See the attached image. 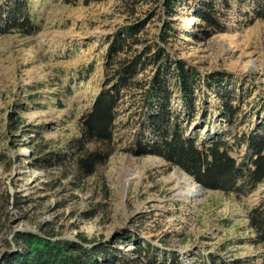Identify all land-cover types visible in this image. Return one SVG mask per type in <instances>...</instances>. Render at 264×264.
Returning <instances> with one entry per match:
<instances>
[{
  "label": "rangeland",
  "instance_id": "1",
  "mask_svg": "<svg viewBox=\"0 0 264 264\" xmlns=\"http://www.w3.org/2000/svg\"><path fill=\"white\" fill-rule=\"evenodd\" d=\"M164 1L31 0L36 31L0 36V252L15 247L17 231L51 230L54 238L75 239L84 233L103 241L128 233L178 251L186 264H199L209 253L228 260L264 255V248L252 242L248 217L264 197V183L239 194L205 189L194 202H183L169 180L179 167L159 156L124 151L128 135L100 170L102 175L76 182L68 176V164L36 167L41 151L65 150L78 135V120L103 83L111 34L153 12L145 38L153 40L170 20L173 30L162 45L200 75L198 110L188 134L197 131L204 140L208 132L226 128L218 108L217 91L223 86L239 97V117L245 121L239 130L264 124V20L249 24L246 13L251 14L253 0H231L226 31L208 39L195 15L198 0H175V13L169 17ZM184 18L188 22L182 24ZM212 73H226L225 85L208 87L204 79ZM173 106L183 113L178 90ZM243 151L236 149L233 155ZM150 158L156 164L143 169ZM123 241L115 245L137 256L134 241Z\"/></svg>",
  "mask_w": 264,
  "mask_h": 264
},
{
  "label": "trees",
  "instance_id": "2",
  "mask_svg": "<svg viewBox=\"0 0 264 264\" xmlns=\"http://www.w3.org/2000/svg\"><path fill=\"white\" fill-rule=\"evenodd\" d=\"M89 1L104 0L85 3ZM30 2L0 0V36L36 31ZM174 2L162 3L167 17L175 13ZM252 3L251 14L246 13L249 24L255 19L264 20V0ZM194 9L203 38L226 31L231 0H198ZM154 14L128 21L111 34L103 59V83L91 107L78 120V135L68 141L65 150L41 151L43 155L37 158L36 167L68 164L71 166L68 176L76 182L95 173L102 175L100 170L128 135L124 151L139 157L159 156L169 165L180 167L204 189L237 194L255 190L264 183V124L253 130H239L245 122L239 117L240 107L236 103L239 97L223 86L217 94L226 128L208 132L204 140L197 131L188 134L190 121L198 110L196 88L200 75L183 60L173 59L162 45L168 43L173 30L170 20L164 21V27L153 40L145 38ZM226 76L212 73L204 80L208 87L225 85ZM177 90L183 113L173 106ZM124 128L127 130L122 133ZM241 148L243 155L236 158L233 152ZM248 217L255 234L253 244L264 248V197ZM127 234L117 235L114 241H103L79 233L75 241L54 238L57 234L51 230L42 235L17 231L15 247L0 252V264H186L178 251L166 250L146 239L138 241ZM127 239L134 241L137 256L115 245ZM199 264H264V255L228 260L209 253L202 256Z\"/></svg>",
  "mask_w": 264,
  "mask_h": 264
},
{
  "label": "bare ground",
  "instance_id": "3",
  "mask_svg": "<svg viewBox=\"0 0 264 264\" xmlns=\"http://www.w3.org/2000/svg\"><path fill=\"white\" fill-rule=\"evenodd\" d=\"M186 21L187 20L185 19L181 23L184 24L186 23ZM228 39L230 38L227 36H223V40L228 41ZM153 164H156V161L154 158H150L149 160H146L144 162L143 169L147 168L148 166H152ZM138 172H139L138 174L141 175V172L140 171ZM169 180L173 183V186L175 188V197L183 202H188V203L194 202L203 193L202 188L195 181L189 178L183 171H180L178 168L174 170V172L169 177Z\"/></svg>",
  "mask_w": 264,
  "mask_h": 264
},
{
  "label": "water",
  "instance_id": "4",
  "mask_svg": "<svg viewBox=\"0 0 264 264\" xmlns=\"http://www.w3.org/2000/svg\"><path fill=\"white\" fill-rule=\"evenodd\" d=\"M183 21V20H182ZM179 169L182 171V169L179 167ZM197 183V182H196ZM198 184V183H197ZM199 186H200V184H198ZM202 187V186H201ZM202 190H205L203 187H202ZM26 232H31V233H33V234H39V233H37L36 231H33V230H30V231H28V230H26ZM39 235H42V234H39ZM67 238V237H66ZM58 239H63V238H58ZM68 239H71V240H75V241H77V238H75V239H73V238H68Z\"/></svg>",
  "mask_w": 264,
  "mask_h": 264
}]
</instances>
